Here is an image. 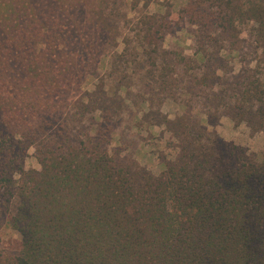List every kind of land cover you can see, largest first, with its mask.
<instances>
[{"label": "trees", "instance_id": "trees-1", "mask_svg": "<svg viewBox=\"0 0 264 264\" xmlns=\"http://www.w3.org/2000/svg\"><path fill=\"white\" fill-rule=\"evenodd\" d=\"M109 1L0 0V195L19 198L9 225L21 236L0 264H264L263 156L197 123L158 175L112 153L118 115L102 113L104 84L98 97L83 90L114 55ZM196 1L200 21L223 33L254 23L264 49V0L211 1L216 14ZM167 26L145 21L139 46L156 52ZM259 74L260 64L236 78L227 114L253 133L264 132ZM147 77L174 94L165 73ZM32 146L40 168L25 166Z\"/></svg>", "mask_w": 264, "mask_h": 264}, {"label": "rangeland", "instance_id": "rangeland-1", "mask_svg": "<svg viewBox=\"0 0 264 264\" xmlns=\"http://www.w3.org/2000/svg\"><path fill=\"white\" fill-rule=\"evenodd\" d=\"M211 1L215 0L203 2L209 5ZM109 2L117 27L115 33H119L114 55L104 58L99 78L89 79L83 90L94 93L99 83L104 84L99 104L102 113L107 109L118 115L108 122L116 127L112 153L124 159L133 173L137 167H145L158 175L166 161L177 157L183 141L198 133L197 123L264 157V132L253 133L246 122L239 123L227 115L239 103V98L233 96L239 81L236 78L244 69H257L258 64L264 67V49L258 48L254 23L239 24L231 34L223 33L221 28L200 21L203 12L201 6L197 9L196 0ZM210 5L207 12L216 14V5ZM145 21L168 25L162 28L164 38L156 52L153 45L145 49L139 46L137 31ZM199 50L206 54L204 60L200 59ZM151 71L156 76L163 72L166 79L175 82L171 87L174 94L160 93L147 77ZM121 79L126 88L119 89ZM223 94L225 98L220 100ZM98 96L94 93V97ZM87 114L91 117L101 113L88 110ZM90 122L86 118L83 124L88 126ZM150 123L158 126L151 131ZM34 154L32 146L27 152L26 168L41 167ZM18 202L17 196L9 200L6 194L0 195V261L14 259L21 247L19 232L9 225Z\"/></svg>", "mask_w": 264, "mask_h": 264}]
</instances>
